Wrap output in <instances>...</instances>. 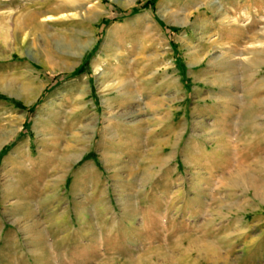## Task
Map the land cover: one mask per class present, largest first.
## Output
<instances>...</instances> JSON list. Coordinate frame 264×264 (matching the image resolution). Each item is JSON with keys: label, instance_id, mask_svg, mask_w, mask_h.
I'll use <instances>...</instances> for the list:
<instances>
[{"label": "rangeland", "instance_id": "obj_1", "mask_svg": "<svg viewBox=\"0 0 264 264\" xmlns=\"http://www.w3.org/2000/svg\"><path fill=\"white\" fill-rule=\"evenodd\" d=\"M4 137L0 264H264V0H0Z\"/></svg>", "mask_w": 264, "mask_h": 264}, {"label": "bare ground", "instance_id": "obj_2", "mask_svg": "<svg viewBox=\"0 0 264 264\" xmlns=\"http://www.w3.org/2000/svg\"><path fill=\"white\" fill-rule=\"evenodd\" d=\"M214 3H215V1H213ZM212 3V2H211ZM91 6V5H90ZM96 7L97 6H92L90 9V12H93V13H95L96 11H95V9H96ZM73 10L75 11V14L77 15V16H82V18H85V13L84 12H81L80 13V11H82L83 9H82V7L81 6H77V7H75V8H73ZM163 12V11H162ZM96 14H97V12H96ZM159 15L160 16H164L163 15V13H161V12H159ZM31 16V15H30ZM32 16H34V14H32ZM189 16V15H188ZM34 18V17H33ZM182 23H184V24H187L188 23V18H184L183 19V22ZM84 46V45H83ZM88 46V45H87ZM91 46V45H90ZM81 47H82V45H81ZM85 47V46H84ZM89 47V46H88ZM86 49V48H85ZM81 51V50H80ZM84 51V50H83ZM75 56H79L80 55V53L79 52H77V53H73ZM82 54V53H81ZM238 55V54H237ZM27 56L29 57V58H31L32 60H35L36 62H40V59L38 60V59H36L35 57H33V54L32 53H30V52H28L27 53ZM231 57H233V54H231L230 56H228V58H231ZM6 141H8V138L7 137H4V139H1V142H0V148H1V146L6 142Z\"/></svg>", "mask_w": 264, "mask_h": 264}]
</instances>
